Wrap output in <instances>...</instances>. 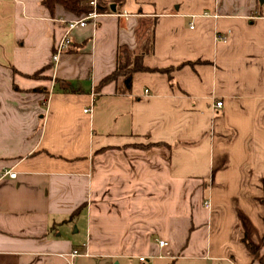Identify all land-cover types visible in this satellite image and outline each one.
Here are the masks:
<instances>
[{
	"label": "crops",
	"instance_id": "0c3cea01",
	"mask_svg": "<svg viewBox=\"0 0 264 264\" xmlns=\"http://www.w3.org/2000/svg\"><path fill=\"white\" fill-rule=\"evenodd\" d=\"M104 1L54 64L77 18L0 0V172L16 174L0 180V264H259L264 3ZM147 44L143 65L169 76L97 89L120 48Z\"/></svg>",
	"mask_w": 264,
	"mask_h": 264
},
{
	"label": "trees",
	"instance_id": "16d2710c",
	"mask_svg": "<svg viewBox=\"0 0 264 264\" xmlns=\"http://www.w3.org/2000/svg\"><path fill=\"white\" fill-rule=\"evenodd\" d=\"M89 0H42V4L48 8L51 13L56 5L61 6L65 11L73 14L76 18H81L85 14L91 11V7L88 5ZM97 12L99 14L109 13L110 7L105 3L104 0H97ZM152 52V47L150 44L145 46V50H140L139 52H129L126 48H120L117 53V66L115 70L107 75L101 80L97 89L117 81H122V94H129L131 92L132 79L135 73H164L169 76L173 69L164 70H153L148 69L143 65V57L146 54ZM195 64H205V62L197 61L195 63H189V65ZM182 67V66H180ZM178 67V68H180ZM38 75L34 74L32 77L36 78ZM37 90H33L36 92ZM264 202V200H263ZM78 211V210H77ZM76 211V212H77ZM264 244V237L262 239ZM245 246L248 251L253 255V257L259 262V264H264V253L260 254L259 248H255L253 245L245 241Z\"/></svg>",
	"mask_w": 264,
	"mask_h": 264
},
{
	"label": "built area",
	"instance_id": "2783aa9c",
	"mask_svg": "<svg viewBox=\"0 0 264 264\" xmlns=\"http://www.w3.org/2000/svg\"><path fill=\"white\" fill-rule=\"evenodd\" d=\"M88 5L91 7L90 12H88L81 18L70 20L64 23L65 24L64 34L54 47V50L51 56L52 63L57 64L59 62L61 55H63L70 48L72 44V41L70 38L72 31H74L75 29L84 28L88 24L95 26L96 21L98 17L100 16V14L97 12V0H89ZM203 16L216 18V15H210L209 13H204ZM93 95L94 93L92 92V96ZM214 106L217 108L221 107V102L215 103ZM83 112L89 113L90 109L89 110L86 109ZM15 177H16V174L12 173L11 170H3L0 172V180H3L5 178L15 179ZM206 207H208V203L206 204ZM158 245L159 247H164L166 246V243L163 241H159ZM77 255H78L77 251H73V253L71 254L72 257L77 256ZM138 262L140 264H151L150 259L146 257H139Z\"/></svg>",
	"mask_w": 264,
	"mask_h": 264
},
{
	"label": "water",
	"instance_id": "95a60500",
	"mask_svg": "<svg viewBox=\"0 0 264 264\" xmlns=\"http://www.w3.org/2000/svg\"><path fill=\"white\" fill-rule=\"evenodd\" d=\"M259 3H260V4H263V3H264V0H259ZM111 10L114 11L113 6L111 7Z\"/></svg>",
	"mask_w": 264,
	"mask_h": 264
}]
</instances>
